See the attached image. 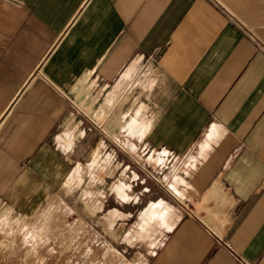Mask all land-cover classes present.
Here are the masks:
<instances>
[{"label":"crops","instance_id":"crops-1","mask_svg":"<svg viewBox=\"0 0 264 264\" xmlns=\"http://www.w3.org/2000/svg\"><path fill=\"white\" fill-rule=\"evenodd\" d=\"M230 1L258 39L216 0H0V206L33 213L94 136L107 220L165 227L143 264H264V0ZM140 63L150 119L114 92ZM130 150L179 157L169 190Z\"/></svg>","mask_w":264,"mask_h":264},{"label":"rangeland","instance_id":"rangeland-1","mask_svg":"<svg viewBox=\"0 0 264 264\" xmlns=\"http://www.w3.org/2000/svg\"><path fill=\"white\" fill-rule=\"evenodd\" d=\"M216 1L242 27L251 29L256 39L260 37L257 30L241 20L230 0ZM155 79L151 68L146 63H140L131 68L125 80L117 86L115 97L126 103L129 116L134 114L138 103L143 102L139 112L143 111L145 119H150L146 105L147 89ZM87 86H92L91 82ZM79 108L85 109L83 104ZM93 118L98 120V113ZM79 135L77 133V139H80ZM97 139L94 136L87 138L91 152L86 145V153L81 141L80 151L76 152V177L53 192L33 213L21 214L0 206V264L144 263L147 252L157 244L165 227L159 225L151 235L137 237L132 235L131 218H126L125 223L107 220L104 193L110 189L112 191V186L109 184L111 170L106 169L105 164L106 161L110 163V154L107 159L102 158ZM98 145L100 157L91 160L92 151ZM130 152L133 154V150ZM131 154L128 155L133 160L132 169L139 177L142 175L151 182L167 187L170 180L177 176L179 157L165 159L164 170L159 173L160 153L157 158H152L157 154L153 152L146 162ZM107 172L109 176H105ZM107 186L109 189H106ZM109 204L112 205L113 201Z\"/></svg>","mask_w":264,"mask_h":264},{"label":"built area","instance_id":"built-area-1","mask_svg":"<svg viewBox=\"0 0 264 264\" xmlns=\"http://www.w3.org/2000/svg\"><path fill=\"white\" fill-rule=\"evenodd\" d=\"M227 16H228L230 19H232V20L235 22V24H236L237 26L240 27L239 23H237V22L233 19V17L230 15L229 12H227Z\"/></svg>","mask_w":264,"mask_h":264}]
</instances>
